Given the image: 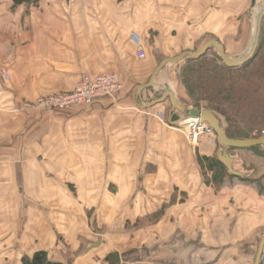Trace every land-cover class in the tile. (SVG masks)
<instances>
[{"label":"crops","instance_id":"1","mask_svg":"<svg viewBox=\"0 0 264 264\" xmlns=\"http://www.w3.org/2000/svg\"><path fill=\"white\" fill-rule=\"evenodd\" d=\"M256 1L0 0V68L8 74L0 79V264L38 251L62 264H111L94 249L109 239L118 240L120 264H252L264 236V158L237 151L229 154L239 175L210 170L204 162L217 158L218 144L208 136L190 144L167 120L172 107L147 105L163 93L138 86L159 55L208 40L224 51L248 44ZM99 72L125 83L115 101L29 122L10 115L32 73L38 89L58 90ZM11 125L20 151L5 153ZM32 136L40 153H28ZM248 158L256 171L244 167Z\"/></svg>","mask_w":264,"mask_h":264},{"label":"trees","instance_id":"2","mask_svg":"<svg viewBox=\"0 0 264 264\" xmlns=\"http://www.w3.org/2000/svg\"><path fill=\"white\" fill-rule=\"evenodd\" d=\"M12 1L14 7L31 2V0ZM210 49L212 47L199 58L187 57L183 60L185 66L180 82L194 101L193 108L204 109L214 114L225 135L230 139L250 140L264 136L263 133L261 134V131L264 130V18L255 53L243 65L227 67L223 63H219L221 61L219 55H217L216 64L205 60V55ZM188 82L191 84V88ZM191 89L193 93H191ZM195 91H199L201 94L194 96ZM201 101L207 102L209 105L201 106ZM222 117L227 124H233L235 127H231L229 131L228 127H224ZM237 151L251 152L254 157L264 158V147L261 146L248 149H228L231 154ZM204 163H207L210 170L222 171L227 175L225 167L217 161L215 156L212 159H205ZM251 163L253 164V162ZM249 170L255 171L252 166ZM249 177H246L245 180H253ZM263 237L255 242V248L258 249L259 242ZM263 258H261L260 264H263ZM20 262V264H62L49 261L48 253L45 251H38L30 257L23 256ZM107 262L109 263L108 260Z\"/></svg>","mask_w":264,"mask_h":264},{"label":"rangeland","instance_id":"3","mask_svg":"<svg viewBox=\"0 0 264 264\" xmlns=\"http://www.w3.org/2000/svg\"><path fill=\"white\" fill-rule=\"evenodd\" d=\"M263 8H264L263 0H257L256 1V5H255L254 13H253V15L249 16L251 24H252L250 42L247 44L246 40L242 41L240 49H238V48H233V49L228 48L227 51H225L226 55H228L229 57H236V56H241V55L245 54L248 51V49L250 47V44L252 42L253 36H254V29H255L254 28V25H255L254 23H255L256 16H257L258 13L263 11ZM217 42L219 43V41H217ZM227 45H229V44L227 43ZM244 47H246V48H244ZM194 51H196V50H194ZM194 51H188V52H194ZM183 52H187V51H183ZM178 55H179V53L176 56H178ZM217 55H218L217 50L212 48L206 53V55H205L206 59L205 60L212 61L214 64H216L217 60H218V56ZM154 57L156 59V55H154ZM165 58L166 57L160 59V55H159L158 59L156 60V62H158L157 64H159ZM169 58H171V57H169ZM138 59L141 60V59H144V58H138ZM219 63H222V62L220 61ZM184 66H185L184 61H182L179 64L167 65L159 73V75L157 76L156 83L157 82L158 83H157V86L153 88V90L155 91V95H157V96H161L162 95V93H163V85L164 84L161 83V79L163 78L162 75L164 73H166L168 75V78H167L168 79V83H165V84H167L171 88L173 94L176 96L178 101L184 106L193 107L192 105H193L194 101L191 99V97L188 95V93H186L185 88L183 87V85L180 82V78H181V74H182V70H183ZM87 74L88 73H82L78 77V79L74 82V84H72L69 88H67V89L62 88V89H58V90H54V89H50V88H46L45 90L44 89H38L36 87V85L38 83H33L32 80H29V79H34V78H36L38 76L37 75L35 76L33 73H32L31 76L34 75L35 77H31L30 75H28L26 77V79H28V82L24 83V85H28V87L26 88L27 97L22 98L20 100V103L17 106V109L13 108V103H12V105H11V107H12L11 111L12 112H10V115L13 117L14 114H17V113H14L15 111H17L18 113H23V114H25L27 116V121L29 122L33 118L37 117L36 114L40 113V112L54 113V112H59V111H70V110H73L75 108H88V107H91L94 104H96L99 101V99H102V98L115 101L116 98L114 96L118 93V91L122 90L123 86L125 85V83L119 79V77H118V75L116 73L99 72V73L88 74L90 77H94V76H112L113 75V76H115L117 78V84L119 83L121 87H120V89L116 88L115 90H113V91L108 93V94H111V95H105V96H102V97H99V98L95 99L91 104H76V105H68V106L60 107L59 105H56L55 103H53V101L56 99V97H58L60 95H69V94L73 93V91L75 90L77 84L81 80L82 76L83 75H87ZM4 75H7V76L5 77ZM0 79H3L5 81L8 80V74H7L6 68H0ZM148 81H149V79H148ZM148 81H146L142 85H139L138 87L146 85L148 83ZM60 84H67V83L60 81ZM50 85H52V83L48 84V86H50ZM190 85L191 84L189 83V86ZM138 87L136 86L135 89H137ZM190 88H191V86H190ZM117 89H119V90H117ZM145 89H147V88H145ZM153 90H151V91H153ZM35 91H36L37 94H34ZM31 93H33V95L29 96V94H31ZM191 93H193L192 89H191ZM200 94L201 93L199 91H195L194 92V96H197V95H200ZM154 98L155 97H153L152 99H154ZM200 104H201V106H204V107H207L209 105L207 102H202V101L200 102ZM157 105H160V104H157ZM157 105H155V106H157ZM213 105H214V103H213ZM164 107L166 108V111H167V109H169L171 107V103H170L169 100H166V104L164 105ZM172 114H174L173 111L170 114L171 116H169L168 119H167V120H170L169 122L172 125V127H176V126L178 127V125L180 123L184 122L185 119L184 120L180 119V121H178L176 123L172 122L171 121ZM5 115L7 116L8 114H5ZM0 117L2 118L1 115H0ZM222 119L224 120L223 121L224 127H226V128L228 127L229 131H230L231 127H235L233 124H227L226 120L223 117H222ZM11 123L13 124L14 121L11 120ZM15 129L16 128L12 127V125H11V129L8 130V131H10V134L12 133L11 136L8 133H4L6 138H8V136H10L9 140H10V143L12 144V146H10L8 149L5 148V149H7V150H5V153L6 152L15 153V152L20 151V146H19L20 140L18 139V136H17L18 134L15 133L16 131H14ZM263 132H264V130L261 131V134ZM13 133H15V134H13ZM0 139H3V138L0 137ZM1 144L2 143L0 142V145ZM31 144L33 145L32 147H31ZM48 148H50V146H48ZM28 149H29L28 153H30V152H32L34 154L40 153V148H35L34 147V136H32L28 140ZM250 153L251 152H242V154L241 153L240 154H241V156L243 158L245 157L244 159H247L246 157H249V155H252ZM248 159H250V158H248ZM250 161L253 162V164ZM250 161L248 160V163L245 161L244 167L250 169L251 166H252V168H254L255 171H256L257 166H258L257 159L252 158V159H250ZM256 174H257V172H256ZM11 212H12V210H11ZM110 214L113 215L114 211H110ZM116 230H118V225L116 227ZM95 248L102 255L105 254V253L111 254V253L115 252L116 250H118V240L109 239L108 242H104V243L98 244V245H96L94 247V249ZM256 249L257 248H255V250H254V257L252 258V264L254 263V259H255V255H256ZM82 250H83V248L80 249V254H82ZM263 257H264V254L262 255V258ZM67 260H68V263H66ZM72 260H73V258H63V261L65 262L64 264H72ZM92 260H93L94 264H103L101 257L100 258L95 257V259H92ZM262 261H263V264H264V258L262 259ZM82 262H83V260H82ZM17 263H18V259L17 258H11L9 260V262H5L4 264H17Z\"/></svg>","mask_w":264,"mask_h":264},{"label":"water","instance_id":"4","mask_svg":"<svg viewBox=\"0 0 264 264\" xmlns=\"http://www.w3.org/2000/svg\"><path fill=\"white\" fill-rule=\"evenodd\" d=\"M264 2V0H263ZM264 17V8L263 11L258 13L255 19V25H254V36L252 39V42L250 44V47L248 51L241 55L236 57H229L226 55L224 49L215 40H208L206 41L202 47L194 52H182L178 56L171 57V58H165L163 59L157 67L154 69L153 73L151 74L149 81L146 85L140 86L139 91L143 88L153 89L157 86L156 78L159 75V73L167 66V65H173L178 64L181 61H183L185 58H199L201 57L209 48H214L217 50L218 55L221 59V62L227 66V67H238L246 63L255 53L257 44H258V38L261 30V23ZM165 100H169L171 103L172 111L177 112L179 115H172L171 121L177 122L181 118L180 116L184 117L185 119H198L201 123L207 124L208 128L213 132V134L216 137V143L219 146V150L217 152V160L225 167L227 172L231 175H239L237 171L233 169V159L230 156L228 149L234 148V149H248L256 146L264 147V136H261L256 139H248V140H241V139H230L228 138L224 131L221 128L220 122L214 114H212L210 111L204 110V109H198L193 107H187L182 105L176 96L173 94L171 88L167 85H163V95L147 104L148 106H155L157 104H160L164 102ZM263 248H264V237L260 240L257 253L254 259L253 264H260L261 258L263 255ZM107 260L111 264H120V259L118 254L112 253L107 257Z\"/></svg>","mask_w":264,"mask_h":264},{"label":"built area","instance_id":"5","mask_svg":"<svg viewBox=\"0 0 264 264\" xmlns=\"http://www.w3.org/2000/svg\"><path fill=\"white\" fill-rule=\"evenodd\" d=\"M132 40L136 46L139 44L135 35L132 37ZM137 57L144 58L145 55L143 51L138 49ZM4 76L6 77L7 75ZM120 87V84H117V78L113 75L90 77L87 74L82 76L73 93L69 95H60L56 97L53 103L60 107L76 104H91L99 97L111 95L108 93L116 88L120 89ZM181 119L184 120L185 118L182 117ZM176 128L185 135L188 142L192 145L196 144L202 136H208L211 141L216 142V137L208 128L207 124L201 123L198 119H185L184 122L180 123Z\"/></svg>","mask_w":264,"mask_h":264}]
</instances>
